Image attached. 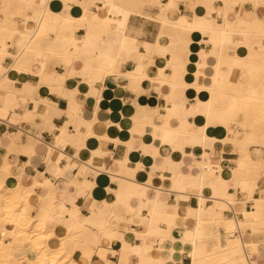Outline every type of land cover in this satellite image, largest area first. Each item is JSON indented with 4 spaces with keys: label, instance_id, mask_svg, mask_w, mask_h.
Wrapping results in <instances>:
<instances>
[{
    "label": "snow or ice",
    "instance_id": "6c2138e0",
    "mask_svg": "<svg viewBox=\"0 0 264 264\" xmlns=\"http://www.w3.org/2000/svg\"><path fill=\"white\" fill-rule=\"evenodd\" d=\"M0 264H264V0H0Z\"/></svg>",
    "mask_w": 264,
    "mask_h": 264
},
{
    "label": "crops",
    "instance_id": "0c3cea01",
    "mask_svg": "<svg viewBox=\"0 0 264 264\" xmlns=\"http://www.w3.org/2000/svg\"><path fill=\"white\" fill-rule=\"evenodd\" d=\"M110 95V93H109ZM102 107H105V105H102ZM113 107H115V105L113 104ZM104 115H107V109L105 107V111L103 113ZM111 119H113V123H118L119 121L115 119V113H113V115L110 117ZM107 132L109 135L113 136V137H116V136H121L122 134L120 133V131L118 129H116L115 127H112V128H108L107 129Z\"/></svg>",
    "mask_w": 264,
    "mask_h": 264
}]
</instances>
